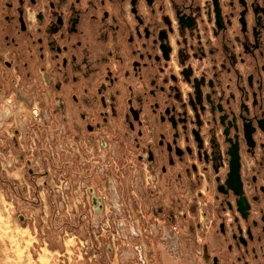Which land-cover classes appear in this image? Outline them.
Segmentation results:
<instances>
[{
	"label": "flooded vegetation",
	"instance_id": "flooded-vegetation-1",
	"mask_svg": "<svg viewBox=\"0 0 264 264\" xmlns=\"http://www.w3.org/2000/svg\"><path fill=\"white\" fill-rule=\"evenodd\" d=\"M13 67L132 138L206 264H264V0H0V89Z\"/></svg>",
	"mask_w": 264,
	"mask_h": 264
},
{
	"label": "rangeland",
	"instance_id": "rangeland-1",
	"mask_svg": "<svg viewBox=\"0 0 264 264\" xmlns=\"http://www.w3.org/2000/svg\"><path fill=\"white\" fill-rule=\"evenodd\" d=\"M4 76L0 112L10 114L0 115V264L207 263L197 212L156 204V215L136 194L139 209L131 210L139 181L128 186L125 177L149 172L125 131L99 125L100 115L73 130L34 73L13 67ZM140 188L150 187L144 180Z\"/></svg>",
	"mask_w": 264,
	"mask_h": 264
},
{
	"label": "crops",
	"instance_id": "crops-1",
	"mask_svg": "<svg viewBox=\"0 0 264 264\" xmlns=\"http://www.w3.org/2000/svg\"><path fill=\"white\" fill-rule=\"evenodd\" d=\"M47 94V93H46ZM48 95V94H47ZM47 95H44L43 93H42V95H41V99L43 100V99H46V97H47ZM49 96V95H48ZM23 106V105H22ZM7 109V108H6ZM6 111V110H5ZM4 115L6 114V112H4L3 113ZM3 114L0 112V115H2L3 116ZM63 116V118L65 117V115L63 114L62 115ZM67 125L68 126H70L71 127V129H73V130H77V129H83V122H80V121H78V119L77 118H74L73 119V121L71 120V122H69L68 121V123H67ZM112 126H114V124L112 123ZM115 129V128H114ZM120 129L118 128V129H115V132H118V133H120ZM130 176H132V177H130ZM132 178V179H131ZM125 179H127L128 180V186L129 185H131L130 184V182H131V180L133 181H139L138 182V184H134V186H135V190L132 188V190H130L131 191V197H132V199H131V203H129V206L131 207V210H133V211H135V209L138 211V205H136V203H135V205H134V202H135V200L133 201V196H135V194H136V197H135V199H136V201L137 202H139L140 203V205H142V209H146L147 208V210L150 208V210L152 211V212H155L156 213V215H157V213L160 211V210H158L157 209V205L156 204H158L159 205V207H160V205H162L164 208L166 207V208H169L170 210H172V211H175L176 212V210H177V208L179 207V206H183V204H184V202H183V200L180 202L179 200H178V198L175 200L174 199V197H176V193H173V192H170L169 194H168V191H164L163 190V188L165 187V186H163L164 184H163V182L160 184V189H159V191H156V190H152V189H150V188H148V189H146V190H143L142 188H140L139 189V187L141 186V183L143 182V179H142V177H141V174L140 173H138L137 175L136 174H133V175H129V177L128 178H126L125 177ZM134 183V182H133ZM138 187V188H137ZM137 190V191H136ZM173 193V194H172ZM133 195V196H132ZM158 202V203H157ZM117 204V207L119 208V210L120 211H122V208H121V205H119L118 204V202L116 203ZM191 210H193L192 212H195L194 211V207H192V209ZM135 213H136V211H135ZM134 213V214H135ZM172 213V212H171ZM155 215V214H154ZM153 216V215H152ZM133 219H134V216H132L131 217V220L133 221ZM133 225H135L134 223H133ZM133 228L135 229V226H133ZM171 232H174V231H172L171 230Z\"/></svg>",
	"mask_w": 264,
	"mask_h": 264
},
{
	"label": "bare ground",
	"instance_id": "bare-ground-1",
	"mask_svg": "<svg viewBox=\"0 0 264 264\" xmlns=\"http://www.w3.org/2000/svg\"><path fill=\"white\" fill-rule=\"evenodd\" d=\"M10 114V109L9 108H7L6 109V114L5 115H9ZM5 117V116H4Z\"/></svg>",
	"mask_w": 264,
	"mask_h": 264
},
{
	"label": "built area",
	"instance_id": "built-area-1",
	"mask_svg": "<svg viewBox=\"0 0 264 264\" xmlns=\"http://www.w3.org/2000/svg\"><path fill=\"white\" fill-rule=\"evenodd\" d=\"M9 102H12V100H9ZM88 243V242H87Z\"/></svg>",
	"mask_w": 264,
	"mask_h": 264
}]
</instances>
